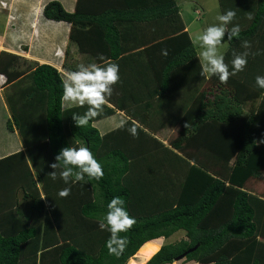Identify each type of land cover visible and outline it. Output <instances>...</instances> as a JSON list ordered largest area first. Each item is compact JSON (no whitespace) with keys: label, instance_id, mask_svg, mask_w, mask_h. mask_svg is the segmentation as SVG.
<instances>
[{"label":"trees","instance_id":"1","mask_svg":"<svg viewBox=\"0 0 264 264\" xmlns=\"http://www.w3.org/2000/svg\"><path fill=\"white\" fill-rule=\"evenodd\" d=\"M178 1L77 0L68 11L53 0L43 7L44 19L70 25L68 39L78 53L126 67L114 85L120 96L107 98L114 108L105 103L82 128L72 115H83L87 105L64 107L66 77L57 68L0 50V75L12 89L5 95L7 129L17 130L26 148L0 159V264H146L153 256L148 264H173L180 257L196 264H264V197L246 189L264 174V89L255 84L264 75V0H244L238 10L236 0H219L222 14L235 11L233 24L241 29L225 41L229 70L234 54L249 55L245 70L226 83L210 75L209 91L199 89L208 77ZM256 100L258 108L246 114L244 105ZM117 111L124 122L102 135L95 123ZM175 123L178 136L169 148L156 135ZM132 126L136 138L127 131ZM67 146L88 147L103 177L53 181L50 165ZM191 147L228 167L227 179L184 157ZM64 187L70 195L60 197ZM20 192L39 213L35 221L19 217ZM116 196L136 221L121 234L128 244L119 258L109 255L110 233L99 228ZM180 231L186 240L161 248L163 238Z\"/></svg>","mask_w":264,"mask_h":264},{"label":"clouds","instance_id":"2","mask_svg":"<svg viewBox=\"0 0 264 264\" xmlns=\"http://www.w3.org/2000/svg\"><path fill=\"white\" fill-rule=\"evenodd\" d=\"M236 13L233 10H226L217 16L218 24H213L197 37L200 47L203 49L200 58L203 60L202 70L205 73L217 76L222 83H226L230 76H235L238 72L245 70L248 63L247 51L241 54H234L231 61V71L229 65L225 63L224 56L218 52V46L225 41H232L240 34L239 24H233ZM248 19H252L251 16ZM232 24L231 28L228 25ZM227 37L226 40L224 39ZM245 49L250 48L248 41H243ZM255 53L254 55H258ZM162 55H167L166 50H162ZM103 61V58L101 57ZM120 81L119 65L116 63L102 62L81 63L75 70L66 72V78L62 83V99L81 107L87 105V110L83 115L74 113L72 118L79 128L85 127L90 120L101 114L107 98L113 92V86ZM2 82L1 86H4ZM255 84L259 89H264V75L255 77ZM133 138L137 137L135 126L127 129ZM54 171L51 172V179L56 181L58 176L65 185L76 184L80 181H99L104 173L101 164L94 157L88 147L67 146L59 150L55 156V162L50 165ZM56 169H60L57 175ZM71 188L64 187L58 193L60 197L70 195ZM136 223L125 206V200L119 196L113 197L107 204V211L99 222L101 230L110 233L106 241L109 255L119 258L125 251L128 241L126 235ZM130 260V259H129ZM128 263V262H127Z\"/></svg>","mask_w":264,"mask_h":264},{"label":"rangeland","instance_id":"3","mask_svg":"<svg viewBox=\"0 0 264 264\" xmlns=\"http://www.w3.org/2000/svg\"><path fill=\"white\" fill-rule=\"evenodd\" d=\"M236 2H237V5H236L235 9L238 10V9H240L242 2L244 3V0H236ZM178 3L182 8L181 13H183V15H181V18H182L184 24L188 23V25L190 27L189 33H190L195 45L197 46L198 51H199V55H200V53L202 52L203 49L200 47V42L198 41L197 37L207 27H209L213 24L219 23V21L217 20V16L222 14V11H221V8L219 5V0H179ZM1 5L3 8H7L6 3H2ZM23 10H24V12L27 11V7H24ZM1 15L2 14L0 13V26H3L2 20L4 19V17L3 16L1 17ZM182 16H184V17H182ZM47 24H49L51 26V21H49V23H47ZM52 24H54V25L51 27H49V26L46 27V30H47L46 38L42 37V38L38 39V41L34 42V46L31 48L33 50L32 53L34 55H37V54L43 55V53H46L47 57H48V54L50 52H52V50L55 51V49H56V48L54 49V47L58 43V41L56 40V39H58V35L61 36L60 37L61 40H66V38L67 39L69 38V34L68 33L65 34V31L68 30V27H67L68 24L67 23H57V22L52 21ZM63 30H64V33H63ZM53 38H55L56 41L53 40ZM0 45H1V42H0ZM18 45H15L13 47L17 49ZM22 46L26 47V46H28V44H25ZM25 47L20 48L21 52L25 51L24 53H21V56L30 60V56H29V54H27L28 48H26V50H25ZM227 48H228V44L225 42L222 45L218 46V52L223 55V53L227 50ZM0 50H1V48H0ZM1 51H3V50H1ZM12 53H13V51H12ZM64 59H65V61H64L65 65H69V67H72V68L77 67L81 63H84V64L92 63V61H88V57L78 53L77 48L74 45L69 46V50L65 53ZM201 61L203 63L202 58H201ZM206 74H208V73H206ZM209 75H208L207 81H205V83H203L201 85V87L199 88L200 90L209 91L213 87L212 82H211L212 79ZM1 80L3 81L2 77H0V83H1ZM3 84H5V83H3ZM1 85H2V83H1ZM11 92H12L11 87H8V88L5 87L4 89H1V95H0L1 96L0 97V159L2 157L10 155L9 153L13 152L15 149H21V150L26 151V148L24 147L23 140L21 139L18 131L16 130L15 133H11L7 129V122L9 119H11V112L8 108L7 102L5 101V99H6L5 95H7V94L10 95ZM114 94H115V92L113 89L111 96L108 97L109 99L112 100V102L115 101ZM260 101L261 100H256L253 103L252 102L246 103L244 105V110H245L246 114H249V111L252 110V106L255 109L258 108V106L260 105ZM64 105H65L64 106L65 108L78 106L77 104H73V103L71 104V102H67V101L64 102ZM109 105H113V103L109 104ZM122 120L124 121L125 117L123 115L117 113L114 116H112V118L100 120L99 122L95 123V126L100 130L101 134L103 135V134H107L110 131L116 129V127H117L116 125H119L120 121H122ZM173 125H177V123H175ZM141 127L144 128L143 126H141ZM162 131H163L162 134L158 135L157 138L162 143H167V144H165V146L166 147L168 146L170 148V145H169L170 142L178 136V129L176 127H174L172 130H165V131L162 130ZM185 151H186L185 154H182V155H184V157L186 156L190 160L198 159L200 162L204 163L212 173H215V174L219 175L220 177L227 179V177L229 175V170H230L228 167L224 168V166H222L221 164H217V165L213 164L207 157L202 155L203 154L202 152H200L195 147L188 148ZM30 165H31V163H30ZM31 170H32V173L35 174V171L33 170V168ZM168 170H170V169H166V171H168ZM35 180L37 181L36 177H35ZM37 185H38L39 189L41 190L42 189L41 183L38 182ZM246 189L252 194H257V195L264 197V174L262 175L261 179L251 181V183L249 185H247ZM40 194H41L42 198H44V196L42 195L43 192H40ZM23 196H24V194L22 192H20L19 193L20 205L17 209L18 215H19V217H24V218L31 217V220L35 221L36 219H38L39 213L32 209V207H31L32 203L29 202V201H31V199H24ZM186 239H187L186 233L184 231L177 232L176 234H174L169 239L163 238V240H162L163 244H162L161 248L165 244L176 243L178 241L186 240ZM149 261H147L146 264H148ZM173 264H195V263L194 262H186L183 258L182 259L179 258Z\"/></svg>","mask_w":264,"mask_h":264},{"label":"crops","instance_id":"4","mask_svg":"<svg viewBox=\"0 0 264 264\" xmlns=\"http://www.w3.org/2000/svg\"><path fill=\"white\" fill-rule=\"evenodd\" d=\"M50 1H53V0H0V13L2 14L1 17L2 16L4 17V19L2 20L3 26H0V42H1L0 48H1V50L8 51L11 53L13 51V53L21 55V53H24L25 51L21 52L20 48L25 47L22 45L28 44V46H26V47L28 48L27 54H29L30 60L36 61L40 64L52 65L55 68H57L58 71L61 72L66 77L67 71L64 70V65H65V62H64L65 59L64 58H65V53L69 50V46L72 45L69 42V39L66 38V40H61V38H60L61 36L58 35V39H56L58 41V43L54 47V49L55 48L56 49H55V51L52 50V52H50L48 54V57H47L46 53H43V55H41V54L34 55L32 53L33 50L31 49L34 46L35 41H38V39H40L42 37L46 38V36H47L46 35V32H47L46 27L47 26L51 27L54 25V24H52V21H51V26L49 24H47V23H49V21L44 19L43 15H42L43 7ZM56 1H60L68 11H74L76 8L77 0H56ZM2 3H6L7 8H3L1 5ZM24 7H27V11H25V12L23 10ZM100 13H102V12H100ZM181 15H183V13H181ZM182 17H184V16H182ZM185 25L187 27L186 30H188V32H190V27H189L188 23L187 24L185 23ZM67 27H68V30L65 31V34L70 31V25H68ZM63 33H64V30H63ZM53 40H55V38H53ZM15 45H18L17 49L13 47ZM88 61H92V63H95V60L92 58L91 59L88 58ZM66 66H68V68L70 70H72L71 67H69V65H66ZM120 67L121 68L119 70V73L124 74L125 73L124 69L126 67L122 66L121 64H120ZM206 75L208 77L209 74H206ZM0 77H2V76L0 75ZM2 82L3 81L1 80V83ZM1 83H0V95H1V89H4L5 87H7L5 85L1 86ZM113 89L115 92L114 98L116 101L117 97L120 96V92L115 86H113ZM106 104L109 105L110 103L106 102ZM109 106L111 108H114L113 105H109ZM117 113H119L125 117V114L123 112L117 111ZM110 118H112V117H110ZM123 122H124L123 120L120 121L119 125H116L117 126L116 128L120 127ZM174 127L179 129V125H173V124L172 125L169 124V125L161 128V131L157 133L156 138L158 137V135L162 134V132H163L162 130H164V131L165 130H172ZM164 144H167V143H164ZM20 150L21 149H15L13 152H11L9 154L11 155V154L18 152ZM253 180H257V179L250 180L247 183V185H249L251 183V181H253ZM247 185H246V187H247ZM255 195H257V194H255ZM257 196H260V195H257ZM260 197H262V196H260Z\"/></svg>","mask_w":264,"mask_h":264},{"label":"water","instance_id":"5","mask_svg":"<svg viewBox=\"0 0 264 264\" xmlns=\"http://www.w3.org/2000/svg\"><path fill=\"white\" fill-rule=\"evenodd\" d=\"M181 259L183 258V257H180ZM179 259V258H178Z\"/></svg>","mask_w":264,"mask_h":264}]
</instances>
